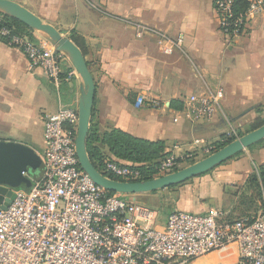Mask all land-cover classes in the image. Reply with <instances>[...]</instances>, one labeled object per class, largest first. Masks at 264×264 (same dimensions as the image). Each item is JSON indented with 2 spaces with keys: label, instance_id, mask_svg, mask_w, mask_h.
<instances>
[{
  "label": "crops",
  "instance_id": "crops-1",
  "mask_svg": "<svg viewBox=\"0 0 264 264\" xmlns=\"http://www.w3.org/2000/svg\"><path fill=\"white\" fill-rule=\"evenodd\" d=\"M28 9L85 52L96 85L92 121L102 136L113 129L166 144V153H199L223 137L246 133L264 119V11L241 36L220 31L213 0H11ZM144 24L182 40V50L167 54L154 36L138 39L134 24ZM36 41L42 37L34 33ZM64 63L59 87L42 69H30L27 57L0 40V140L45 148L44 118L61 105L79 107L83 81ZM207 87L224 89L210 121L195 122L186 113L190 98ZM158 100L159 109L137 107V98ZM181 101L184 110L171 108ZM252 119V121L250 120ZM254 119V120H253ZM199 142L198 144L196 142ZM106 155L107 148H103ZM264 164L261 141L214 170L174 188L173 210L208 214L221 210L229 219L252 218L248 177ZM150 194L134 197L146 204ZM234 254V256H232ZM236 250L214 253L195 264H235Z\"/></svg>",
  "mask_w": 264,
  "mask_h": 264
},
{
  "label": "built area",
  "instance_id": "built-area-1",
  "mask_svg": "<svg viewBox=\"0 0 264 264\" xmlns=\"http://www.w3.org/2000/svg\"><path fill=\"white\" fill-rule=\"evenodd\" d=\"M243 15L233 13L234 0H213L220 31L228 38L245 34L251 22L264 11V0H248ZM138 39L154 36L161 51L182 50V40L173 39L150 26L135 23ZM20 50L30 69H42L59 87L68 58L42 38L0 31V40ZM77 75L72 70L66 81ZM224 97L222 87H207L190 98L187 116L210 121ZM159 109L158 100L137 98V107ZM79 108L61 105L44 118L45 148L40 155L43 174L29 190L14 189V200L0 209V264H195L214 253L236 250L235 264H264V208L255 217L229 219L221 210L208 214L182 210L171 212L163 227L158 211L141 204L134 195L108 196L81 169L76 153ZM199 143L198 141L196 142ZM209 152L210 147L204 146ZM179 157L169 156L158 168V177L180 169ZM102 174L122 182H139L136 166L106 160ZM234 256V254H232Z\"/></svg>",
  "mask_w": 264,
  "mask_h": 264
},
{
  "label": "water",
  "instance_id": "water-1",
  "mask_svg": "<svg viewBox=\"0 0 264 264\" xmlns=\"http://www.w3.org/2000/svg\"><path fill=\"white\" fill-rule=\"evenodd\" d=\"M0 14L14 18L34 33L53 45L57 52L64 54L83 81L79 101V125L76 137V153L81 169L105 191L123 195H137L157 192L183 184L206 174L253 145L264 141V125L236 139L219 151L182 170L144 182H122L107 178L93 165L88 151L87 140L95 104L96 85L81 49L55 27L43 22L24 6L11 0H0ZM28 173L39 179L43 174L40 155L31 147L0 140V209L5 210L14 200V189L29 190L32 182L23 174Z\"/></svg>",
  "mask_w": 264,
  "mask_h": 264
},
{
  "label": "trees",
  "instance_id": "trees-1",
  "mask_svg": "<svg viewBox=\"0 0 264 264\" xmlns=\"http://www.w3.org/2000/svg\"><path fill=\"white\" fill-rule=\"evenodd\" d=\"M248 7V0H234L233 13L235 16L243 15ZM3 28L10 30L13 35L29 37L32 40H36L34 38V32L28 26L14 18L0 14V31ZM1 40L6 44L8 43V40L5 38H2ZM71 40L81 49L85 56V52L80 47L79 43L74 38H71ZM87 64L91 71L90 64L88 62ZM171 108L182 111L184 110V104L181 101L173 100L171 102ZM263 125L264 119L259 118L252 126H250L246 133L240 132L237 137H223L221 141L209 146L210 155ZM103 148L108 149V155L104 153ZM87 151L93 165L101 173L106 160H113L136 166L141 173V179L139 182L156 179L158 168L169 156H171V153H166V144L162 141L152 142L139 139L119 129H113L100 136L92 119L87 140ZM197 156L198 153L194 152L183 156V158H187L186 161L190 162V165H193L197 163ZM183 158H179L178 162L182 163ZM177 171H179V169L175 170V172ZM178 186L179 185L171 188H176ZM246 188L251 192L252 204L260 203L261 206L264 207V164L248 177ZM106 194L108 196L116 195L115 193L108 191H106Z\"/></svg>",
  "mask_w": 264,
  "mask_h": 264
},
{
  "label": "rangeland",
  "instance_id": "rangeland-1",
  "mask_svg": "<svg viewBox=\"0 0 264 264\" xmlns=\"http://www.w3.org/2000/svg\"><path fill=\"white\" fill-rule=\"evenodd\" d=\"M250 120L252 121V119ZM209 152H205L203 151V149H201V151H199L198 153L196 161L199 162L205 159L206 157L210 156ZM180 158H183V157H180ZM186 160L187 158H183V162L181 163V167L179 170H182L190 166V162H187ZM147 196H150V197L147 199L148 201L145 202L146 203L145 205L156 211H159L161 215L173 210L172 205L174 204V200H175L174 188L163 189V190L157 191ZM263 208L264 207H262L260 203L252 204V211H253L252 213H254L253 217H255ZM190 213H193V212H190Z\"/></svg>",
  "mask_w": 264,
  "mask_h": 264
}]
</instances>
